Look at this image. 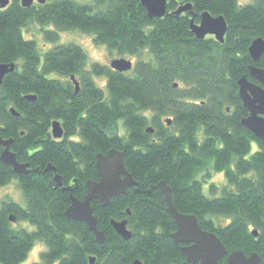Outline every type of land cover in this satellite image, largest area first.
<instances>
[{"label":"trees","instance_id":"trees-1","mask_svg":"<svg viewBox=\"0 0 264 264\" xmlns=\"http://www.w3.org/2000/svg\"><path fill=\"white\" fill-rule=\"evenodd\" d=\"M10 1L0 8V61L17 68L0 87V136L13 140L11 150L30 163V172L18 174L0 160V187L16 178L26 202H1L0 264H20L40 241L48 248L31 264H92L93 256L94 264H191L171 237L177 228L160 181L171 186L175 206L198 216L229 253L255 251L264 264V140L242 123L249 111L238 84L245 75L254 81L251 65L264 66V56L254 61L249 54L254 38H264V0H168L169 12L189 2L193 9L157 18L141 0H47L29 7ZM203 11L226 17L224 42L192 32L191 18L200 22ZM32 23L51 43L63 30L80 29L137 61L128 72L89 65L74 41L46 50L42 60L38 42L24 32ZM96 76L106 77V89ZM55 119L63 138L52 136ZM111 148L123 151L137 184L107 206L92 201L105 233L101 244L86 222L66 216L71 192L52 186L54 173L46 168L52 164L66 186L76 183L73 194L83 199L87 181L98 179L96 155ZM218 172L223 186L211 181ZM113 219H128L132 237L123 239ZM20 220L34 229L17 227Z\"/></svg>","mask_w":264,"mask_h":264},{"label":"water","instance_id":"water-1","mask_svg":"<svg viewBox=\"0 0 264 264\" xmlns=\"http://www.w3.org/2000/svg\"><path fill=\"white\" fill-rule=\"evenodd\" d=\"M37 1L38 3H45L47 0H21V4L25 7H29ZM168 0H141V5L146 8L147 14L150 17H164L168 13L174 14L177 17L181 13L192 11L193 3L181 4L178 9L169 12ZM11 3L10 0H0V8H6ZM200 22H196L194 18H191L190 25L192 32L199 38L203 39L207 36H215V38L221 43L224 42L226 33L229 28L226 17L221 14L215 16L208 11L200 13ZM194 16V14H193ZM249 47V54L254 61L260 60L264 56V38L256 37L251 42ZM133 61L126 59L125 57H117L112 59L110 66L113 70L121 72H128L133 68ZM17 68V64L14 62L4 63L0 61V87L4 78L8 73L14 71ZM250 75L254 79L251 80L247 75L243 76L238 84L240 86L239 96L241 97L243 104L248 108V115L242 119L243 125L246 129H250L255 136L264 140V66L251 65ZM73 83L76 85V91L80 88V83L75 76H72ZM28 99L33 100L36 95H27ZM11 112L15 115H19L14 107ZM169 124L172 123L168 118ZM149 131H153V127L149 128ZM64 128L58 119L52 123V136L56 138H63ZM12 139H5L0 136V145L3 147L0 160L6 165H10L18 174H26L30 172V163H22L17 159V154L11 150ZM97 167V180L90 179L86 183L87 194L83 199H78L73 191L77 187V184L66 186L64 179L57 172V169L49 164L46 169L53 171L54 176L51 179L50 184L55 188L62 187L65 191H70V206L65 210V214L68 218H73L76 221H84L87 223L91 231H94L96 240L103 244L105 240V233L98 229V220L94 213L92 201L97 199L101 205L107 206L110 204L113 196H119L123 193H127L129 186L137 184L134 176L129 172L127 166L124 163L123 151L111 148L106 153L100 152L96 155ZM162 190L164 196H166L168 212L171 217L174 218L176 224V231L172 233L171 237L174 238L176 243H182L181 249L185 258L191 264H224L221 260L227 256V262L225 264H261V256L253 251L252 254L247 255L242 250H234L229 253L228 248L225 246L221 238H219L214 232L204 229L200 223L198 216L193 214L182 213L173 202L172 188L166 181H160L158 185ZM12 221L15 218L11 217ZM112 225L119 235L128 240L132 237V230L128 228V219L122 221L112 220ZM253 234L258 236V230L253 229ZM95 256L90 257V263L94 264ZM133 264H143L142 261L136 259Z\"/></svg>","mask_w":264,"mask_h":264},{"label":"rangeland","instance_id":"rangeland-1","mask_svg":"<svg viewBox=\"0 0 264 264\" xmlns=\"http://www.w3.org/2000/svg\"><path fill=\"white\" fill-rule=\"evenodd\" d=\"M79 2H92L93 0H78ZM241 3L251 2V0H239ZM45 29H52L53 25L51 26H44ZM26 37H33L37 42L42 53V60L46 50L52 48L57 44H63L67 42H76L80 44L85 51L88 53V61L89 65L93 62H100L102 64H110L113 58H117V51L111 52L107 49L106 45L100 44L93 40V35L88 33H83L80 29H73V30H63L60 32V38L58 42H49L44 37L43 29L36 24H30L24 30ZM127 59H131L133 62L137 61L135 56L127 55L125 56ZM95 82H97L100 86L106 89V77L105 76H96L94 77ZM212 182L216 183L219 186H223L226 184L225 176L223 172H218L213 175ZM220 189L216 192L217 195ZM10 197L14 201H18L23 205L26 204L23 192L18 185L17 179H12L10 183L6 184L3 187H0V206L2 205V201ZM17 227H25L29 229H34L32 223L26 220H20L17 222ZM48 246L43 241L37 242L36 245L29 251L28 257L22 261L20 264H31L33 262L40 261L41 255L40 252L47 250Z\"/></svg>","mask_w":264,"mask_h":264},{"label":"flooded vegetation","instance_id":"flooded-vegetation-1","mask_svg":"<svg viewBox=\"0 0 264 264\" xmlns=\"http://www.w3.org/2000/svg\"><path fill=\"white\" fill-rule=\"evenodd\" d=\"M34 3H38L37 1H35Z\"/></svg>","mask_w":264,"mask_h":264}]
</instances>
